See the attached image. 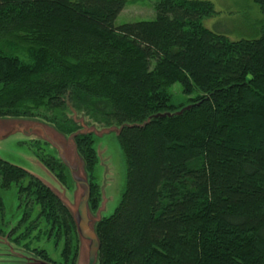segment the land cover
Here are the masks:
<instances>
[{"label": "trees", "instance_id": "trees-1", "mask_svg": "<svg viewBox=\"0 0 264 264\" xmlns=\"http://www.w3.org/2000/svg\"><path fill=\"white\" fill-rule=\"evenodd\" d=\"M252 1L264 14V0ZM125 5L0 0V116L53 111L49 119L74 134L84 158L93 208V133L64 111L119 127L125 183L96 224L98 264H264V23L258 37L232 41L203 25L216 14L210 1L156 0L154 19L116 26ZM175 84L184 96L177 104ZM12 186L22 207L8 231L14 241H47L61 264H75L67 206L0 158V189ZM3 218L0 196V233Z\"/></svg>", "mask_w": 264, "mask_h": 264}, {"label": "rangeland", "instance_id": "rangeland-1", "mask_svg": "<svg viewBox=\"0 0 264 264\" xmlns=\"http://www.w3.org/2000/svg\"><path fill=\"white\" fill-rule=\"evenodd\" d=\"M156 0H126V5L115 20V25L138 21H148L155 17ZM216 12L203 20V25L229 40L252 39L260 35L264 14L252 0H208ZM174 104L183 102L180 86L170 88ZM53 111L40 109L30 116H0V158L24 168L39 178L67 205L79 227L78 252L75 264H98V257L92 256L93 239L85 235L81 228L86 226L94 231L96 223L113 213L118 205L125 183L126 164L119 142L116 124L95 123L84 112L67 106L65 120L80 124L81 130L91 129L97 162L93 169L94 181L98 185L99 200L95 208L86 197V182L89 172L84 158L72 146L71 132L49 118ZM51 157L53 166L45 164L44 158ZM61 169L63 179L58 177ZM4 202V233H0V264H61L59 250L47 241L34 243L26 248L24 243L14 241V234L8 232L19 219L22 207L14 186L0 189ZM45 249L50 260L42 259L32 249Z\"/></svg>", "mask_w": 264, "mask_h": 264}, {"label": "water", "instance_id": "water-1", "mask_svg": "<svg viewBox=\"0 0 264 264\" xmlns=\"http://www.w3.org/2000/svg\"><path fill=\"white\" fill-rule=\"evenodd\" d=\"M190 108V106H186V107H184L183 109H181L180 111H178V112H176V114H181L182 113V111L183 110H185V109H189ZM170 114L169 113H165V114H161V115H155V117H157V116H169ZM89 130H91V129H89ZM81 132H86V131H84V130H81ZM71 136V140H72V146H73V148H74V150L76 151V152H78L77 150H76V147H75V145H74V140H73V136H74V134H71L70 135ZM86 184V197H87V200L89 199V195H90V188H89V183H85ZM58 196V195H57ZM62 201V200H61ZM63 202V201H62ZM64 203V202H63ZM65 204V203H64ZM66 205V204H65ZM67 206V205H66ZM68 208V207H67ZM69 209V208H68ZM69 211H70V209H69ZM70 213H71V215H72V217H73V219H74V222H75V218H74V215H73V213L70 211ZM98 223V222H97ZM96 223V224H97ZM75 225H76V231H77V235H78V238H79V227H78V224L75 222ZM81 228V231L85 234V235H87V236H90L92 239H93V244H94V246H93V251H92V256L93 257H95V255L98 257V239H97V236H96V232H95V230L94 231H88L87 229H86V226H84V225H82V227H80ZM96 228V227H95ZM79 241V240H78Z\"/></svg>", "mask_w": 264, "mask_h": 264}]
</instances>
